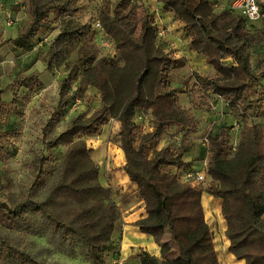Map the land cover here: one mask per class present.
I'll list each match as a JSON object with an SVG mask.
<instances>
[{
    "label": "trees",
    "instance_id": "1",
    "mask_svg": "<svg viewBox=\"0 0 264 264\" xmlns=\"http://www.w3.org/2000/svg\"><path fill=\"white\" fill-rule=\"evenodd\" d=\"M158 1L162 11L171 12L190 30L191 49L203 54L221 75L205 78L193 72L200 92L232 110V130L205 133L211 151L205 175L213 184L194 186L167 172V167L189 165L182 160L183 149L175 155L165 146L152 158L146 155L150 142L158 140L168 125H178L179 132L189 133L196 120L177 104L171 71L183 62L160 46L154 14L145 11L137 16L132 0H117L111 8L101 7L95 18L102 35L112 40L117 59L96 58L91 47V64H74L60 80L57 105L41 130L46 151L63 145L62 156L45 179L44 164L51 157L42 155L28 192L9 203L0 202L4 219L0 218V264H46L28 250V235L43 237L58 253L80 255L87 264H106L120 210L111 188L100 182V168L91 158V148L78 136L97 132L110 117L120 123V148L125 156L122 169L144 202L146 216L135 224L160 247L161 260L141 251L140 264H220L201 202L204 192L221 200L228 251L243 264H264V123H245L261 88L249 48L264 43V26L252 31L253 22L247 24L227 5L217 11V0ZM27 7L25 24L15 37L0 41V47L10 45L24 54L33 47L36 35L56 23L58 32L45 57L48 70L62 65L78 43L90 45L96 34L94 20L84 23L75 17L79 9L75 0H28ZM263 17L264 6L259 19ZM227 58L235 65H226ZM78 64L83 66L80 72ZM258 73L263 74L264 69ZM37 77L38 72L33 71L18 80L31 90L40 85ZM78 79L77 90L71 91V84ZM87 85L100 93L101 106L88 118L78 115L70 119L63 131L53 135L68 102ZM261 93L264 97L263 88ZM1 95L0 89V115L17 112L18 95L14 94L10 103ZM138 112L154 120L153 130L142 133L139 140L134 120L141 117ZM2 147L0 160L6 161L13 154ZM166 234L177 259L166 256L170 248L164 242Z\"/></svg>",
    "mask_w": 264,
    "mask_h": 264
},
{
    "label": "rangeland",
    "instance_id": "2",
    "mask_svg": "<svg viewBox=\"0 0 264 264\" xmlns=\"http://www.w3.org/2000/svg\"><path fill=\"white\" fill-rule=\"evenodd\" d=\"M217 1L219 6L216 10L218 11L226 5V0ZM75 2L79 6L75 17L81 22L87 23L98 16L101 7L111 8L117 0H75ZM132 2L136 5L137 16L142 15L145 11L154 14L155 21L160 28L164 29L159 42L160 46L182 60L183 65L171 71L170 81L172 87L176 88L177 104L186 109L196 120L195 128L189 133L179 132L178 125H168L165 133L158 140L150 142L146 155L152 156L161 145L167 146L169 151L175 155L183 149L184 153H187L186 156L191 158L188 164L193 163V165L182 168L176 166L177 169L167 167L168 171H165L175 173L180 180L192 184L185 177V173L204 169L211 154L210 140L208 144H203L201 141L206 131L211 128L212 133H228V130H232L229 128L235 122L231 116L232 110L230 108L223 106L221 101L214 100L212 96H206L200 92L199 84L195 81L192 73L195 72L205 78H219L221 75L207 62L203 54H198L191 49L192 36L189 33L190 30H187L181 21L174 19L171 12L162 11L158 0H132ZM27 6L28 0H0V41L15 37L18 29L29 18ZM8 19L12 22L10 25L7 24ZM252 26V31L263 27L264 17L254 21ZM57 32L58 25L54 23L49 29L35 36L33 47L24 54L13 49L10 45L0 47L2 99L10 103L14 94L19 97L17 112L12 114L5 112L0 115V134L5 132L4 136H0V146L2 145L3 150L13 154L6 161L0 160V202L9 203L28 192L36 176L39 159L42 155L51 157V161L49 160L44 164V176L45 179H48L51 170L65 150L63 145H57L46 151L41 141V130L57 104L58 91L56 86L60 80L67 75L74 64L80 61L91 64L89 58L94 54L96 58L109 56L116 60L118 57L112 40L97 30L94 38L89 41L90 45H85L87 42L78 43L62 65L56 69L48 70L45 65V57L49 42ZM90 48L94 49V54L92 51L89 52ZM249 55L251 65L256 70L260 86L264 90V73H258L264 69V43L250 47ZM224 62L228 66L232 63L229 58ZM82 68L83 66L78 64L77 72H80ZM33 71L38 72L37 81L40 82V85L29 90L26 85L20 83L18 78L28 76ZM78 83L79 79L71 84L70 90L76 91L79 86ZM261 88L257 89L260 98L254 103L250 117L245 122L247 125L252 122L264 123V97ZM77 93L76 99H79V102L77 104H74L75 101L68 102L64 108L62 119L53 128V135H58L63 131L70 119L78 115L88 118L101 106L100 93L94 86L87 85L78 90ZM213 105H215V109L212 108ZM137 114L141 115V118H134L137 125V140H139L142 133L153 130L154 120L151 116H144L142 112ZM110 119L111 117L106 121H111ZM242 123L240 122L241 126ZM88 136L91 134H82L78 137L84 139L87 145L91 147L93 138ZM233 136L234 134L231 136V140ZM231 153L229 150L228 155ZM110 179V174L107 171L101 172L100 182L102 185H112L109 182ZM212 184L213 182L206 176L202 183L192 185L208 187ZM203 209L206 222L212 232L220 264H240L239 260H236L227 251L228 242L224 236L225 223L219 213L217 201L213 209L207 207H203ZM26 240L28 250L36 259L46 264H87L80 255L68 256L56 252L54 248L45 243L43 237L28 235ZM164 242H168L170 245L166 256L177 259L176 250L170 242L168 234L164 236ZM111 258L119 260L118 248H114L112 252L109 251L105 255L106 264H112L109 261ZM157 258L162 259L160 254Z\"/></svg>",
    "mask_w": 264,
    "mask_h": 264
},
{
    "label": "crops",
    "instance_id": "3",
    "mask_svg": "<svg viewBox=\"0 0 264 264\" xmlns=\"http://www.w3.org/2000/svg\"><path fill=\"white\" fill-rule=\"evenodd\" d=\"M233 65L235 64L232 62L230 66ZM56 89L58 91V102L59 84L56 86ZM110 120L111 121H106L100 125L97 132L87 133L91 134V136L88 137L93 138V145L90 147L91 158L99 166L100 174L102 171L104 173L107 171L108 174H110L111 179L109 182H111L112 185H109V187L112 191V199L120 210V219L116 223L112 235V243L110 244V249H108V252H112L114 248H118L119 260L111 258L109 261L112 264H140L139 253L141 251H145L152 256L158 257L160 254V247L154 242L150 235L140 232L135 224L137 220L146 216L144 202L136 191V185L128 180V176L122 169L125 164V156L120 148V123L114 118H111ZM162 147L165 146L161 145L157 150H160ZM186 155L187 153H183L182 160L184 162H189L191 158ZM152 157L153 155L149 156V158ZM189 165H193V163ZM170 168L177 169L176 166H171ZM216 201L219 205L220 213L221 200L214 198L205 192L202 193L201 202L203 207L213 209ZM239 262L240 264H243L242 260H239Z\"/></svg>",
    "mask_w": 264,
    "mask_h": 264
},
{
    "label": "built area",
    "instance_id": "4",
    "mask_svg": "<svg viewBox=\"0 0 264 264\" xmlns=\"http://www.w3.org/2000/svg\"><path fill=\"white\" fill-rule=\"evenodd\" d=\"M227 8L232 12L240 15L247 24L252 23L256 20H258L262 16V10L264 6V0H226ZM156 19V18H155ZM12 22L8 19L7 24L10 25ZM157 23V22H156ZM93 28L95 30H101L100 23L97 19L93 21ZM158 28V35L162 36L164 33V29L160 28L157 23ZM77 104L79 102V99L74 100ZM216 107L214 106V109ZM141 118V117H139ZM208 130H211L209 128ZM235 139V138H234ZM202 143L207 142V134H204V136L201 139ZM236 146V140L232 141V149L234 150ZM185 177L192 183V184H199L202 183L205 179V168L200 171L195 172H188L185 173Z\"/></svg>",
    "mask_w": 264,
    "mask_h": 264
}]
</instances>
